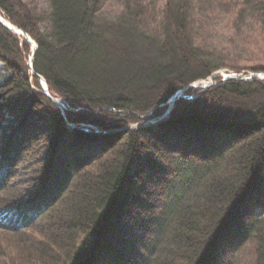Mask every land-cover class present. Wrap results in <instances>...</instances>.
<instances>
[{
	"label": "trees",
	"instance_id": "16d2710c",
	"mask_svg": "<svg viewBox=\"0 0 264 264\" xmlns=\"http://www.w3.org/2000/svg\"><path fill=\"white\" fill-rule=\"evenodd\" d=\"M117 2L101 18L109 0H0L3 18L36 42L34 72L64 105L30 72L29 42L0 22V230L15 239L14 263L213 264L235 232L221 264H264V80L214 77L165 115L172 96L220 69L264 73L228 64L196 33L211 9L236 33L245 21L264 32V0ZM143 116L149 125L125 128ZM145 140L176 157L175 176L147 251L127 256L109 243L132 204ZM31 151L41 154L29 162L43 164L37 179L19 176Z\"/></svg>",
	"mask_w": 264,
	"mask_h": 264
},
{
	"label": "rangeland",
	"instance_id": "374dc122",
	"mask_svg": "<svg viewBox=\"0 0 264 264\" xmlns=\"http://www.w3.org/2000/svg\"><path fill=\"white\" fill-rule=\"evenodd\" d=\"M41 1L43 2V0ZM119 6L120 5L117 0H109V4L106 5L101 18L110 17L118 11L120 8ZM209 15L212 16L211 19L208 20L206 25H200L196 31L198 37L204 40H202L203 44L211 46L218 52L224 54L227 57L226 62L228 64H234L237 67L243 66L244 68H247V66H264V32L259 29V27L256 28L251 22L245 21L242 24L241 30L236 33V31L232 29L233 27L225 15H222L215 9H211V13ZM29 47L30 53L27 55V62L30 67V72L35 78H37L30 65V58L33 53L32 44L29 43ZM245 72L248 73L244 74ZM253 73L255 72L248 69L242 70L241 73H237L223 68L216 71L213 76L205 80L197 81V83L202 84L205 81L210 82L213 77L225 81L226 79L224 78L228 75L236 76L237 79L242 78V80H251L248 75ZM256 74L257 75L254 78L264 80L263 72H257ZM33 76H31V81H33ZM5 77L6 74L4 65L0 63V81ZM37 80L40 84L41 90L46 95L49 97L51 96L53 99L60 100L52 96L50 92L47 94L44 91V88L48 87V85L45 86V84H43V82L38 78ZM34 89H36V86H34ZM194 89L203 88L196 87ZM195 94L196 93H193L192 95ZM168 105L169 107L166 112L171 108V105ZM143 118L145 119L136 123H128L125 128H142L149 125L148 122L146 123V116H143ZM40 156V153H33L32 151L22 156V160L18 165L19 176L30 175L32 178L35 176L34 178L37 179L39 174L43 172V164L41 163L40 168L38 169L37 163H33L31 166L29 162ZM142 157V164L138 169V177L132 191V204L128 206V212H126V217L123 219V223L119 226L120 229L118 228V231L112 235L110 239L111 243H109L111 244V247L109 248L110 250L124 252L127 256L130 254L139 255L140 253L147 251L151 235L150 232L154 228L152 222L155 220L162 204L164 203L168 194L169 186L173 182V178L175 176L174 166L176 163V157L168 150V148L165 147V145H160L156 140H145ZM64 171L65 169H63V172ZM55 225L56 223L53 227H56ZM34 232L29 235L35 236L36 232ZM234 236L235 232H233L231 239L221 243L219 247L220 249L218 248L219 250L213 256V264H221L222 262H225L227 258L229 259L231 257V255H229L231 250L230 248L231 245L236 242ZM13 240L15 239L12 235L0 230V264H15L13 260L15 254L12 250L13 247H11ZM248 247L249 244L246 243L244 248ZM225 249H227V252H224L223 254ZM130 257L131 260L127 258L124 264H134L135 258L132 255H130L129 258ZM240 258L241 252L236 255L235 261ZM119 264L123 263L119 262Z\"/></svg>",
	"mask_w": 264,
	"mask_h": 264
},
{
	"label": "water",
	"instance_id": "95a60500",
	"mask_svg": "<svg viewBox=\"0 0 264 264\" xmlns=\"http://www.w3.org/2000/svg\"><path fill=\"white\" fill-rule=\"evenodd\" d=\"M0 21H1V23H2L7 29H10V30H12V31H13V30H18L17 27H14V26L11 25V24H10V25H7L6 23H4L2 19H0ZM22 32H23V31H22ZM22 34H23V36H25V38H26L27 40H29V41H31V42L33 43V46H34L35 48H37V44L31 39V37H30L28 34H26L25 32H23ZM33 59H34V56L31 57V61H32ZM31 68H32V65H31ZM32 70H33V68H32ZM33 73H34V70H33ZM34 75H35L39 80H41L42 82H45V83H46V80L44 79V77H42L41 75L36 74V73H34ZM256 75H257L256 73H253V74L248 75V77H249V78H253V77H255ZM231 78H235V76L228 75L225 79L228 80V79H231ZM241 79H242V78H241ZM212 84H214V82L209 83L207 86H197V85L194 84V85H190V86H188V87L185 88V89H182V90L178 91L174 96L171 97L170 101L168 102V104L171 105V108H170V109L173 108L175 101H176L178 98L182 97V96L185 94V92H186L187 90H189V89H191V88H196V87L208 88V87H209L210 85H212ZM46 85H47V83H46ZM44 91H45L47 94H49L48 87L44 88ZM50 97H51V96H50ZM51 98H52V97H51ZM52 99H53V98H52ZM53 100H54V102H56V103H58V101H59V100H56V99H53ZM170 109L166 112L165 115L170 114V112H171Z\"/></svg>",
	"mask_w": 264,
	"mask_h": 264
},
{
	"label": "bare ground",
	"instance_id": "6f19581e",
	"mask_svg": "<svg viewBox=\"0 0 264 264\" xmlns=\"http://www.w3.org/2000/svg\"><path fill=\"white\" fill-rule=\"evenodd\" d=\"M0 19H2L3 20V22L4 23H6L7 25H10L11 23L9 22V21H7V20H5L4 18H3V16H2V14H1V11H0ZM11 25H13V24H11ZM14 26V25H13ZM14 27H16V26H14ZM10 30V29H9ZM10 31H12V30H10ZM14 34H16L20 39H24V40H26L27 42H29L30 44H32V46H33V43L31 42V41H29V40H27L26 38H25V36H23V32H22V30L21 29H19L18 28V30H13L12 31ZM27 34V33H26ZM32 39V38H31ZM33 40V39H32ZM34 41V40H33ZM35 42V41H34ZM36 43V42H35ZM36 49L37 48H35L34 46H33V53H32V56H34L35 57V52H36ZM31 56V57H32ZM33 62H34V59L31 61V58H30V65H32V68H33ZM208 82L207 81H205V82H203L202 83V85L204 86V85H206ZM43 84H45V86H47L46 85V83L45 82H43ZM58 106H60L61 108L62 107H64V105L61 103L60 105H58Z\"/></svg>",
	"mask_w": 264,
	"mask_h": 264
}]
</instances>
